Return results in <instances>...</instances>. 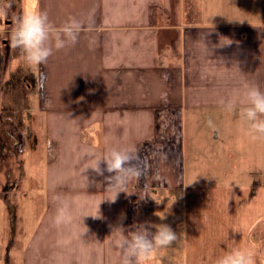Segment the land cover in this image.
<instances>
[{
    "label": "crops",
    "instance_id": "obj_1",
    "mask_svg": "<svg viewBox=\"0 0 264 264\" xmlns=\"http://www.w3.org/2000/svg\"><path fill=\"white\" fill-rule=\"evenodd\" d=\"M4 1L9 17L39 10L56 28L74 18L80 30L75 44L29 69L8 51L13 22L0 20V83L24 69L42 84L36 109L46 133L44 181L30 169L27 184L44 192L42 208L31 226L34 209L18 190L10 195L0 264H121L112 228L127 235L154 225L159 193L177 196L182 264H215L233 246L264 264V139L247 135L244 105L226 109L246 85L264 92V0ZM113 148L134 150L143 169L117 197L107 191L114 174L92 169ZM163 200L172 216L173 199ZM64 206L69 219L57 224Z\"/></svg>",
    "mask_w": 264,
    "mask_h": 264
},
{
    "label": "clouds",
    "instance_id": "obj_2",
    "mask_svg": "<svg viewBox=\"0 0 264 264\" xmlns=\"http://www.w3.org/2000/svg\"><path fill=\"white\" fill-rule=\"evenodd\" d=\"M6 14V9L0 6V17ZM80 24L70 18L62 26L56 28L49 22L46 13L39 10L25 11L13 17V24L8 38L10 46L18 50L19 59L29 69H36L45 64L53 54V49L61 50L69 44H75ZM237 102L244 105L239 110L240 121L247 125V135L252 139H264V92L256 85H246L239 100H230L226 109L233 111ZM211 121L209 124L211 125ZM106 165L101 168V164ZM140 157L132 149L113 148L102 158L97 159L92 168L103 176L105 172L109 187L107 191L125 192L128 182L139 178L143 174ZM146 167V164H145ZM115 201V200H111ZM69 219L66 206L58 209L55 221L57 224ZM155 228V232L151 231ZM123 226L113 227L112 234L118 237V247L121 249V264H149L159 249H164L173 244L186 240V233L174 231L167 224H138L134 230L125 235ZM215 264H255L251 251L233 246L220 256Z\"/></svg>",
    "mask_w": 264,
    "mask_h": 264
},
{
    "label": "rangeland",
    "instance_id": "obj_3",
    "mask_svg": "<svg viewBox=\"0 0 264 264\" xmlns=\"http://www.w3.org/2000/svg\"><path fill=\"white\" fill-rule=\"evenodd\" d=\"M4 2V0H0L1 5H3ZM4 6L5 4L3 7ZM18 7H20V5L17 2L12 1L11 8L14 10ZM13 17L12 14L10 17L7 14L6 18L4 16L0 17L4 28H7L5 27L4 18L6 19V24H8L10 21L13 22ZM10 49H12V55H19L18 50H15L10 46L8 48L9 52ZM2 69L3 67L0 62V71H2ZM17 70H20L19 66L17 67ZM23 70L24 69H21V71L17 72L18 75L16 73V76L12 75V79H10L7 84L3 81L0 83V97L2 98L5 107V110H3L0 105V209L3 208L7 201L9 202L10 195L13 197L21 195L20 197H22V201L20 203L22 206L25 204V200H27L28 210L34 209L32 223L28 222L27 224L29 225L31 223V226H33L36 219L37 209L40 210L42 208V204L40 203L44 197V192L42 194V191L39 190L37 196L34 192H30L27 189V184L32 182L29 178L31 172L28 173V171L33 169V171L36 172L37 175L35 174L34 177H36L37 180L33 177V181H44V173L42 174L41 169H39V162H42V159L44 158L41 148L44 146L46 147V133L44 130L45 128L43 127V116L40 114L39 110L36 109V102H38V89L41 88L42 84L39 83L38 88V84L35 85L31 78L30 71L27 70V72L24 73ZM9 78L10 77H8V79ZM1 80H3L2 77L0 78V81ZM3 111L5 115L1 114ZM189 136H191L190 131ZM37 155L40 157L38 158V161L36 160ZM196 170L197 169H186L188 177L192 178V176H194L193 173ZM201 170L205 171L207 169H199L198 171ZM17 171H19L20 174ZM199 176L204 177L203 175ZM6 180L10 183L4 189L3 185ZM23 180H25V182H23ZM199 180L205 181V183L208 182L202 178ZM18 182L21 184L16 187ZM14 190H18L17 192H19L20 195H16ZM171 195L164 193L156 195L155 199L157 204L155 205L156 214L154 225L167 224L171 226L174 231L179 233L181 232L180 209L176 210L177 207H174L173 205L177 201V196L174 193ZM167 197H171L174 201L168 211L172 212V216H167V211H163L164 207L162 201H164L163 199H167ZM33 199H37L35 204L33 203ZM181 260L182 242L157 250L151 260L152 262L150 261L149 264H182Z\"/></svg>",
    "mask_w": 264,
    "mask_h": 264
}]
</instances>
